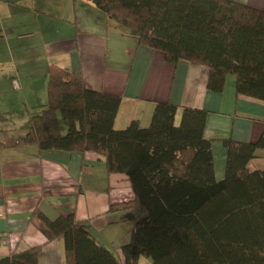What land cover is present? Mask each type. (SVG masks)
<instances>
[{
    "label": "trees",
    "instance_id": "obj_1",
    "mask_svg": "<svg viewBox=\"0 0 264 264\" xmlns=\"http://www.w3.org/2000/svg\"><path fill=\"white\" fill-rule=\"evenodd\" d=\"M134 31L166 61L209 68L207 88L264 101V9L232 0H88ZM121 96L87 88L81 71L52 65L48 99L32 114L20 145L40 151L95 152L109 174H123L134 199L113 208L133 212L132 237L121 257L102 245L75 213L55 219L35 209L30 221L46 242L62 238L66 264H264V170L249 163L256 142L223 139L227 161L215 177L207 112L158 102L147 128L114 126ZM59 116L67 123L60 127ZM43 246L13 252L0 264H40Z\"/></svg>",
    "mask_w": 264,
    "mask_h": 264
},
{
    "label": "crops",
    "instance_id": "obj_2",
    "mask_svg": "<svg viewBox=\"0 0 264 264\" xmlns=\"http://www.w3.org/2000/svg\"><path fill=\"white\" fill-rule=\"evenodd\" d=\"M232 1L264 9V0ZM53 64L81 71L87 88L121 96L117 129L132 121L147 128L158 102L205 110L204 136L212 142L217 180L226 169L223 139L256 142L264 136V101L237 94L235 76L227 77L222 92L208 90L207 66L169 63L92 2L0 0V258L43 246L40 264H66L64 240L46 242L30 221L35 209L51 219L74 212L118 257L132 237L133 226L123 225L133 212L113 207L133 200L134 192L123 174L108 173L103 156L19 144L32 114L47 102ZM59 119L66 133L67 123ZM249 168L264 170V149Z\"/></svg>",
    "mask_w": 264,
    "mask_h": 264
},
{
    "label": "rangeland",
    "instance_id": "obj_3",
    "mask_svg": "<svg viewBox=\"0 0 264 264\" xmlns=\"http://www.w3.org/2000/svg\"><path fill=\"white\" fill-rule=\"evenodd\" d=\"M123 226H124V228L129 229L130 226H133V224H132V222L130 223V222L128 221V222H126ZM127 229H126V230H127ZM146 261H148V260H146V259L143 258L142 260H140L139 264H147Z\"/></svg>",
    "mask_w": 264,
    "mask_h": 264
},
{
    "label": "built area",
    "instance_id": "obj_4",
    "mask_svg": "<svg viewBox=\"0 0 264 264\" xmlns=\"http://www.w3.org/2000/svg\"><path fill=\"white\" fill-rule=\"evenodd\" d=\"M13 87L15 89H19L20 88V85H19V82H18L17 78L13 79Z\"/></svg>",
    "mask_w": 264,
    "mask_h": 264
}]
</instances>
